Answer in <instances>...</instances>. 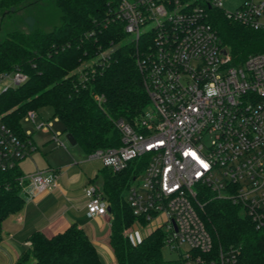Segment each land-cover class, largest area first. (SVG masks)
I'll use <instances>...</instances> for the list:
<instances>
[{"label":"built area","instance_id":"built-area-1","mask_svg":"<svg viewBox=\"0 0 264 264\" xmlns=\"http://www.w3.org/2000/svg\"><path fill=\"white\" fill-rule=\"evenodd\" d=\"M222 5L223 0H118L116 16L124 31L145 39L137 63L149 106L136 124L116 120L118 146L89 154L115 173L133 161L144 164L141 182L139 173L128 188L134 224L159 222L153 229H164L166 245L179 251L184 264L238 262L236 247H220L211 255L213 237L203 218L206 197L230 201L264 229V53L231 63L209 19V9ZM226 13L264 31V0H244ZM27 78L21 70L1 72L0 84L17 86ZM36 118L37 111L30 110L23 120L36 125ZM52 126L49 121L37 127ZM60 135L53 139L66 147ZM35 149L32 131L22 136L0 122V172ZM60 174V169H36L16 182L21 193L28 187L44 192L58 186ZM85 193L87 217H106L102 188L92 183Z\"/></svg>","mask_w":264,"mask_h":264},{"label":"trees","instance_id":"trees-1","mask_svg":"<svg viewBox=\"0 0 264 264\" xmlns=\"http://www.w3.org/2000/svg\"><path fill=\"white\" fill-rule=\"evenodd\" d=\"M43 1L0 0V17L8 19L0 33V73L21 70L28 77L20 85L0 89V122L24 136L25 115L50 107L52 117L63 123L64 131L85 153L118 146L121 133L116 120L136 124L149 106L137 63L140 48H147L145 39L125 42L128 34L116 16L118 0H51L50 9L42 12ZM21 10L27 12V19L11 24ZM57 18L59 24L44 27ZM209 19L232 64L242 63L252 53H264L263 30L230 19L221 8H210ZM26 24L27 30L21 26ZM143 168V163L133 161L122 172L101 170L114 260L116 264H184L181 255L164 257L163 228L136 242L127 233L136 216L123 192ZM21 174L20 164L0 172V243L3 221L24 205L16 182ZM204 202L203 218L214 242L211 255L220 247H236L237 264H264V229H257L230 201L206 197ZM27 239L29 246L14 264H104L97 246L77 223L52 236L35 230Z\"/></svg>","mask_w":264,"mask_h":264},{"label":"crops","instance_id":"crops-1","mask_svg":"<svg viewBox=\"0 0 264 264\" xmlns=\"http://www.w3.org/2000/svg\"><path fill=\"white\" fill-rule=\"evenodd\" d=\"M75 164L77 162L72 160L66 166L36 167V169H60L58 186L44 192H37L33 187H28L22 193L24 197L22 209L6 217L2 224L0 264H14L22 250L29 246L27 237L33 231L40 230L47 236H52L74 223L84 228L97 246L100 256H102L101 252L106 255L107 264H116L109 244L110 214L95 218H88L86 215L89 198L83 185L86 178L81 177V173L92 178L95 169L89 170L83 165V171H79ZM95 220L99 223L100 233L89 226ZM107 228H109L108 232H105Z\"/></svg>","mask_w":264,"mask_h":264},{"label":"rangeland","instance_id":"rangeland-1","mask_svg":"<svg viewBox=\"0 0 264 264\" xmlns=\"http://www.w3.org/2000/svg\"><path fill=\"white\" fill-rule=\"evenodd\" d=\"M244 0H223V5L221 10L223 11H235L242 3ZM44 4L41 5L42 7V12L50 9L52 6V1L51 0H44ZM48 12V11H47ZM24 10H21L18 12L17 16H14L10 23H17L18 21L22 20L24 21L26 15H25ZM46 15V14H44ZM8 19L5 17V20H2L0 17V33L2 32V29H4L7 26ZM26 23V21H25ZM59 24V18L56 20L53 19L52 23L49 25H44L46 29L52 28L54 25ZM24 29L27 30L29 26L26 24L21 25ZM132 36L128 35L127 39L125 42H129L131 40ZM8 84V81H3L0 84V89L2 87H5ZM3 85V86H2ZM51 121L53 123V126L45 130L44 128L37 127L39 126L42 122L48 123ZM23 127L25 130H30L33 132V138L35 140L36 146H38L37 149H35L33 152L30 153L29 156L26 158L22 159L20 161V167L23 171L24 174H29L32 173L36 170V167L39 168H46L49 165L52 166H66L70 163V161L77 162L75 164L79 171H83V165L86 167V169H95L94 175L92 178L88 175H83V172L81 173V177L86 178L84 181L83 185L84 188L88 187L90 184L95 182L97 186L100 188L103 187V178H102V173L101 170L104 168L102 165V162L99 159H90L89 154L85 153L83 149L81 148L80 145L74 144L72 145L67 137H66V132L64 131V126L61 121H59L56 118L52 117V109L50 107H46L41 109L39 112H37V118H36V125L32 123L31 121H25L23 120ZM61 132V135L59 136L60 139L65 143L66 147H59L56 145L55 140L53 139L54 133ZM101 164H100V162ZM76 174V172H75ZM141 174V173H140ZM143 174H141L139 180L141 182V177ZM87 177H89L87 179ZM94 180V181H93ZM86 182V183H85ZM137 182V181H136ZM135 184V181H131L130 185ZM129 185V186H130ZM128 186V187H129ZM124 197L127 199L128 196V188H126L123 192ZM159 222L156 224H150L147 223L145 225L142 224H134L129 227L127 233L130 236V239L132 241H138L143 237L145 234L151 231L156 225H158ZM89 224V223H88ZM90 228L92 230H100L99 223L95 220L89 224ZM109 227V226H108ZM108 229H106L105 232H108ZM100 233V231H99ZM98 234V233H97ZM100 237V236H99ZM183 249L187 250L188 247L186 245H183ZM101 258L105 264H107V257L104 253L101 252ZM163 255L167 259H174L179 257V251L175 249H171L169 246L165 245L163 248Z\"/></svg>","mask_w":264,"mask_h":264},{"label":"water","instance_id":"water-1","mask_svg":"<svg viewBox=\"0 0 264 264\" xmlns=\"http://www.w3.org/2000/svg\"><path fill=\"white\" fill-rule=\"evenodd\" d=\"M66 137H67L68 141H69L72 145L76 144V140L74 139V137H73V135H72L71 133H67V134H66ZM108 211L110 212V206H108Z\"/></svg>","mask_w":264,"mask_h":264},{"label":"bare ground","instance_id":"bare-ground-1","mask_svg":"<svg viewBox=\"0 0 264 264\" xmlns=\"http://www.w3.org/2000/svg\"><path fill=\"white\" fill-rule=\"evenodd\" d=\"M3 86V85H2Z\"/></svg>","mask_w":264,"mask_h":264}]
</instances>
